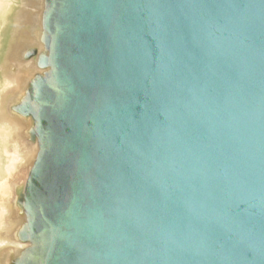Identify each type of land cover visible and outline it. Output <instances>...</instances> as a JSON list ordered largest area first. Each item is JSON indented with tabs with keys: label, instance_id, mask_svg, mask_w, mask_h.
I'll return each mask as SVG.
<instances>
[{
	"label": "water",
	"instance_id": "obj_1",
	"mask_svg": "<svg viewBox=\"0 0 264 264\" xmlns=\"http://www.w3.org/2000/svg\"><path fill=\"white\" fill-rule=\"evenodd\" d=\"M41 1L7 264H264V0Z\"/></svg>",
	"mask_w": 264,
	"mask_h": 264
},
{
	"label": "clouds",
	"instance_id": "obj_2",
	"mask_svg": "<svg viewBox=\"0 0 264 264\" xmlns=\"http://www.w3.org/2000/svg\"><path fill=\"white\" fill-rule=\"evenodd\" d=\"M25 6L24 0H0V32L9 25L14 30L20 29L19 20H10L9 17L13 16L17 9ZM18 86L15 79L3 78L0 80V97ZM19 130L20 125H17L16 131ZM12 137L11 125L0 116V251L8 250L10 253L24 250L26 244L20 236L24 230L18 229L15 221L11 219L14 185L9 183V180L19 173L21 168L29 163L35 164L42 156L35 144L29 147L28 143H24L22 151L21 142L13 140Z\"/></svg>",
	"mask_w": 264,
	"mask_h": 264
},
{
	"label": "bare ground",
	"instance_id": "obj_3",
	"mask_svg": "<svg viewBox=\"0 0 264 264\" xmlns=\"http://www.w3.org/2000/svg\"><path fill=\"white\" fill-rule=\"evenodd\" d=\"M26 1V0H25ZM28 1V0H27ZM30 1V0H29ZM31 2H33V0H31ZM38 2V1H37ZM42 2V1H41ZM42 4V3H41ZM25 9L27 10V9H30L31 7H30V5L29 6H27V4H26V2H25ZM32 7H34V6H32ZM38 13H37V15H35L34 16V18L31 20V18H28V20H26L27 19V15H18V13H17V17H15L16 19H23V21H33L34 23H35V27H32L33 28V33H36V35L34 34V37H32V38H35V42H36V44H37V42H38V36L41 34V17H42V13H43V4L42 5H40L39 7H38ZM24 14V13H23ZM28 22V23H29ZM32 23V22H31ZM30 24V23H29ZM21 25V24H20ZM24 26H26L25 24H24ZM30 26V25H29ZM32 26V25H31ZM30 26V27H31ZM22 27H23V25H22ZM21 27V28H22ZM28 27V26H27ZM24 28V27H23ZM5 30V29H4ZM3 30V31H4ZM2 31V32H3ZM29 31H30V29H29ZM32 31V30H31ZM1 32V33H2ZM27 33H29L28 31H27ZM23 34V31H22V33L20 32L19 33V36H20V40H19V44L17 45V46H15L14 47V51L17 53V51H19V49L21 48V50H23V51H21V53L23 52H25L24 50L26 49V48H31L30 46H32L33 45V42L31 41V39L30 38H28L27 36H28V34ZM24 37V38H23ZM37 46H38V44H37ZM36 46V47H37ZM35 47V46H34ZM33 47V48H34ZM42 44L40 45V49L42 50ZM32 48V49H33ZM32 49H29V51L27 52V53H29ZM39 49V48H38ZM38 51V50H37ZM43 51V50H42ZM20 53V54H21ZM12 61H13V59H12ZM11 63V62H10ZM37 66V59L35 58L34 60H30V61H28L27 59H26V55L25 56H19L18 58H16V59H14V62H13V64L11 65V72L9 73L10 74V77L8 76V78H10V79H15L16 81H18V84H19V86H18V88H16L17 90H19L20 89V91H19V93L17 94L18 96H21L20 94H22V96H23V94H24V92H25V90H26V88H27V86L29 85V83L32 81V79L34 78V76L36 75V74H43V73H45V72H42V71H40L39 69H38V67H36ZM21 96V97H22ZM20 99H17V98H13L12 99V101H10V105H9V108H8V110L10 111V116L11 117H15V118H18V121L17 122H19V123H21L22 125H23V127L25 128V138L23 137L22 139H21V150L23 149V151H24V148H23V144L24 143H28V145H29V147H32V145L33 144H35L37 147H38V150H39V146H38V142L36 141V142H32L31 140H30V137L27 135L28 134V131H29V129L31 128V126H32V121H30V120H26V119H24L23 117H21L20 115H18V114H15V113H13L12 111H11V108H12V106H13V104H12V102H14V101H19ZM8 111V112H9ZM2 117H3V115H2ZM8 124H17L18 125V123H12V122H10V121H8L7 122ZM18 132H20V134L22 135L23 134V131H18ZM27 133V134H26ZM32 168H33V164L31 165V166H26V167H24V168H21V170H20V172L19 173H17L16 175H14L13 177H12V179L11 180H9V183H11V184H13L14 185V204H16V210L15 211H17V209H20L18 206H17V204H18V201L20 200V198L23 196V194H24V192H25V188H26V185H27V183H28V180H29V178H30V173H31V171H32ZM20 212H21V215L23 216V219H24V223H25V221L27 220L26 219V216L23 214V212H22V210L20 209ZM18 215V211L16 212V216ZM18 217V220H19V216H17ZM15 218V217H14ZM21 225H23L22 223H21ZM29 246V244H26V247L25 248H27ZM19 251H17V252H14V254L15 253H18ZM10 255V254H9ZM5 259V258H4ZM6 261V260H5ZM5 264H7V261L5 262Z\"/></svg>",
	"mask_w": 264,
	"mask_h": 264
},
{
	"label": "rangeland",
	"instance_id": "obj_4",
	"mask_svg": "<svg viewBox=\"0 0 264 264\" xmlns=\"http://www.w3.org/2000/svg\"><path fill=\"white\" fill-rule=\"evenodd\" d=\"M25 2L27 4V6L30 5L31 8L27 9V10L25 9V7L17 9L13 13V16L9 17L10 20H17L15 18V17H17V13L20 16L21 15H27V19L26 20H28V18H31V17H32L31 18V20H32L34 18V16L37 15V13H38L37 9H38V7L40 5H42L41 4L42 3L41 0H33V2H31V0L30 1L29 0L25 1L24 0V3ZM32 6H34V7H32ZM26 20L23 21V19H19L21 27L23 25L24 28L20 27L19 30H14L11 27V25H9V27L5 28V30L2 33L0 32V80H2L5 77H8V76L10 77L9 73L11 72L10 71L11 70V65L13 64L14 59L18 58L19 56H25L27 54V52L29 51V49H32L34 46H35L34 48H40L39 47V43L37 42V44H38V46H37V44L35 42L36 41L35 38H32V37H34V34L36 35V33H33V28H32V27H35L34 26L35 23L33 21H30V22L28 21L30 23L29 24ZM24 24L26 26H24ZM29 25L30 26L32 25V26L30 27ZM29 29H30V31H29ZM22 31H23V34H26L27 31L29 32V33H27L28 34L27 37L31 39V41L33 42V45L30 46L31 48H26L24 50L25 51L24 53L23 52L21 53V51H23V50H21V48L16 53L14 51L15 50L14 47L19 44V40L21 39L20 36H19V33L20 32L22 33ZM12 59H13V61H12ZM26 59L28 61L31 60V59L27 58V56H26ZM19 91H20V89L17 90L16 88H14V89L9 90L2 97H0V116L3 115V118H5L7 122L10 121L12 123H18V125H20V130L19 131H23V134L21 135L20 132L16 131L17 124H9V125H11V127L13 129V137L12 138H13V140H17V141H21V139L23 137L25 138V133H24L25 132V128L23 127V125L21 123L17 122L18 118L10 116V114H9L10 111L8 110V108H9V105H10V101H12L13 98L19 99L22 96V94H20L21 96L17 95L19 93ZM15 103H17V101L12 102L13 105ZM9 150L11 151V148ZM22 151H23V149H22ZM31 165H32V163H29V165H27V166H31ZM15 210H16V204L13 203L11 219L13 221H15V223L17 225V228L19 229L20 226H21V223L22 224L24 223V219H23V216L20 214V209H17V211H18V215L17 216H19V220H18V217L16 216V212L17 211H15ZM9 253L10 252L8 250L0 251V264H5V262L7 261Z\"/></svg>",
	"mask_w": 264,
	"mask_h": 264
}]
</instances>
